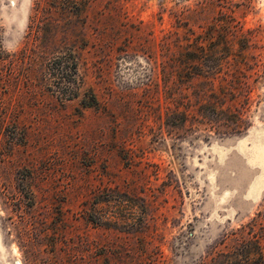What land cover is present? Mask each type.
<instances>
[{
    "label": "rangeland",
    "instance_id": "1",
    "mask_svg": "<svg viewBox=\"0 0 264 264\" xmlns=\"http://www.w3.org/2000/svg\"><path fill=\"white\" fill-rule=\"evenodd\" d=\"M194 49L251 87L241 131ZM259 210L264 0H0V264H234Z\"/></svg>",
    "mask_w": 264,
    "mask_h": 264
},
{
    "label": "trees",
    "instance_id": "2",
    "mask_svg": "<svg viewBox=\"0 0 264 264\" xmlns=\"http://www.w3.org/2000/svg\"><path fill=\"white\" fill-rule=\"evenodd\" d=\"M184 65L188 71L196 67L195 74L203 75L208 78L211 87L202 89L201 95L209 96L208 103L212 107V115L207 116L214 129L220 133L238 132L244 127V116L241 105L238 101L244 103L249 100L251 87L243 86L240 83H223L216 86L212 79L217 76L225 63L230 61L227 56L218 54L215 56L216 67L206 62L207 54L203 51L186 50ZM260 59L254 57L252 61H233L238 65H246L251 72L256 73V78L261 75ZM245 74V73H244ZM228 102V104H226ZM258 215H264V210H259ZM263 218V217H262ZM261 219L253 217L250 221L240 225L237 229L230 231L228 235L231 243L228 251L219 250L218 256H226L227 261L234 264H264V246L262 244V235L258 233L257 227H260ZM229 256V259H228ZM217 258V256H216ZM215 258V259H216ZM227 264V263H226Z\"/></svg>",
    "mask_w": 264,
    "mask_h": 264
},
{
    "label": "bare ground",
    "instance_id": "3",
    "mask_svg": "<svg viewBox=\"0 0 264 264\" xmlns=\"http://www.w3.org/2000/svg\"><path fill=\"white\" fill-rule=\"evenodd\" d=\"M259 151V150H258ZM258 153V152H257Z\"/></svg>",
    "mask_w": 264,
    "mask_h": 264
}]
</instances>
